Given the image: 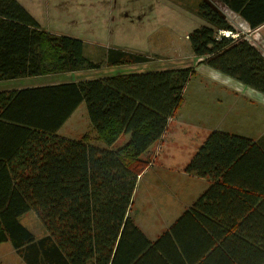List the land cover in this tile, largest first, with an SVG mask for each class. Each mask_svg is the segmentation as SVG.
Wrapping results in <instances>:
<instances>
[{
    "label": "trees",
    "instance_id": "16d2710c",
    "mask_svg": "<svg viewBox=\"0 0 264 264\" xmlns=\"http://www.w3.org/2000/svg\"><path fill=\"white\" fill-rule=\"evenodd\" d=\"M219 1L251 29L264 24V0ZM195 12L204 24L187 40L198 63L264 94V54L205 0ZM146 61L115 47L93 61L83 40L46 31L17 0H0V81ZM193 73L175 67L0 91V243L25 264H140L156 252L159 241H148L127 214L147 166L142 154L182 106ZM81 103L92 135H59ZM184 171L210 184L165 234L178 235L188 220L205 236L204 261L264 264L260 140L212 130ZM29 211L44 227L40 238L18 220Z\"/></svg>",
    "mask_w": 264,
    "mask_h": 264
},
{
    "label": "rangeland",
    "instance_id": "374dc122",
    "mask_svg": "<svg viewBox=\"0 0 264 264\" xmlns=\"http://www.w3.org/2000/svg\"><path fill=\"white\" fill-rule=\"evenodd\" d=\"M26 1L36 14L41 13L42 16L46 11L51 14L52 17L45 20L50 30L83 40L84 55L93 61H100L107 48L115 47L148 57L146 62L125 65H138L139 69L191 67L194 69V73L186 85L189 86L195 81L193 79L197 75L195 56L190 49L187 34L204 24V21L195 12L199 0ZM208 3L217 10L219 3L216 5L211 0H208ZM226 15L237 32L247 37L252 36L250 30L239 22L237 17L228 13ZM259 42L261 43V40ZM208 69L211 70L209 67ZM106 70V67H101L94 71H82L80 77H104ZM212 70L236 81L223 73ZM198 71L202 73L200 70ZM71 76L77 77L76 73ZM217 77L219 78V76ZM21 80L23 79L18 78L0 82L11 85L18 84ZM178 110L170 117L167 126L169 129L164 140L154 142L141 157L147 161L146 169L148 170L145 176L137 181V191L135 195L133 193L132 204L130 205L132 207L131 216L136 214V210L139 209L141 216L142 214L146 215L144 221L150 228L153 227L149 224L151 221L159 220L164 214L167 217L170 216L168 218L171 219L174 217V210L178 211L175 206L169 205L167 200L160 202L158 198L156 199L160 193L157 191L160 188L164 189V184L166 188L162 198L168 199L170 195L165 196L166 192L172 196L174 192L179 190L182 181H184L183 186L186 188L185 192L189 194L200 189L202 182L207 179L177 170L178 167H184L196 151L198 138L195 139L194 137H201V134L196 133L194 129H185L184 131L188 134L182 135H179L178 130H174L175 124L173 126L170 122L173 120L171 118L179 116ZM92 130L85 104L81 103L60 127L58 134L70 139H78L84 133L92 135ZM127 139L128 136L125 135L118 139L113 146L119 147ZM166 169H173V171ZM135 190L136 188L134 192ZM152 214L155 215L156 219ZM159 214L160 217H157ZM18 220L36 238L44 235V227L34 212L29 211L20 216ZM0 264L25 263L13 250L11 244L6 241L0 243Z\"/></svg>",
    "mask_w": 264,
    "mask_h": 264
},
{
    "label": "crops",
    "instance_id": "0c3cea01",
    "mask_svg": "<svg viewBox=\"0 0 264 264\" xmlns=\"http://www.w3.org/2000/svg\"><path fill=\"white\" fill-rule=\"evenodd\" d=\"M17 1L31 14V16L44 30L56 34H61L49 29L48 23L45 20L46 18L52 17L50 13L46 11L44 15L41 16V13L36 14V12H33L31 10L26 0ZM205 1L208 2V0ZM211 1H214L216 5H218L219 3L218 6L220 7L217 6V9L228 20L229 18L226 15L227 13L237 17L239 19L238 21L245 25V27H247L252 34L251 37H247L245 35L246 38H248V40L262 54H264V24H261L257 28L251 29L249 25L236 13L224 9L223 5H221L222 3L219 0ZM229 22L231 23L230 20ZM259 40H261V43L259 42ZM199 60L200 58H197L195 56L197 75L194 76L193 79L195 81L193 83H191L189 86H187L188 84L186 83L187 85H185L184 87V105L177 112L179 113V116L176 115V118H171L173 120H171L170 124H172L173 126L175 124L174 130H178L179 135L188 134L186 131H184L185 129H194L196 133H200L201 137H194L195 139L198 138V144L196 145L197 147L202 143L207 134L212 130H221L252 140H260V143L262 144V146H264V94L248 86H245L238 81H232L229 78L214 72L212 70L213 68L205 64L198 63ZM109 67H106L107 70L105 76L134 73L147 70L167 69H139L138 65H117ZM208 67L211 68V70L208 69ZM198 70H200V72L202 73H199ZM89 71L94 70H85V72ZM80 72L82 71L64 72L35 77H24L22 78L23 80H21L18 84L11 85H5L4 82H0V91L91 79L80 77ZM97 72L99 73L98 70ZM73 73H76L77 77L71 76L73 75ZM217 76H219V78ZM168 129L169 128H166L165 132L159 140H164ZM3 138V130L0 127V145ZM146 168L143 170L141 175L138 176L137 181L145 176L148 170ZM184 169L185 166L178 167L177 170L184 171ZM166 170L173 171V169ZM187 176L189 177L188 174ZM258 181H260V183L257 185V187L264 185V178H259ZM183 183L184 181L181 182L179 190L177 192H174L172 196L171 194H168L166 192L165 196L170 195L168 199L162 198L163 194L165 193V184L164 189L160 188L157 191L158 193L160 192L156 196V199L158 198V201L161 202L167 200L169 205L175 206V209H177L178 211L174 210V217H171V219L168 218L170 216L167 217L166 214H164L159 220H157L155 215L152 214V216L155 217L156 221H151L149 223L153 225V227L151 228L144 221V217L146 215L142 214L141 216V214H139V209L136 210V214L134 213V215L131 216L132 207L130 206L127 214L129 219L140 229V231L148 239V241L155 244L159 241V244H157L158 247L156 248V252H149L148 255L140 260V264H222L221 259L218 260V258H210L208 261H204L206 257L211 256H209V253L203 254L201 252L206 249L207 242L206 240H204L205 236L199 235V226L194 224V222H189L188 220L182 222L179 226L181 232L179 230L180 233L178 235L165 234L169 231L168 228L184 213L186 209H188L193 204L196 198L208 187V185L210 184V180L209 178L205 179L199 187L200 189H196L195 192H190L189 194L185 192L186 188L185 186H183ZM135 188L136 190L134 192V195L137 191V183ZM262 196L264 195H261V197ZM262 199H264V197H262ZM157 217H160V214Z\"/></svg>",
    "mask_w": 264,
    "mask_h": 264
},
{
    "label": "built area",
    "instance_id": "2783aa9c",
    "mask_svg": "<svg viewBox=\"0 0 264 264\" xmlns=\"http://www.w3.org/2000/svg\"><path fill=\"white\" fill-rule=\"evenodd\" d=\"M223 33H225L226 35H228L229 34V32H226V31H219V34H223ZM232 36H235L236 34H234V33H230Z\"/></svg>",
    "mask_w": 264,
    "mask_h": 264
},
{
    "label": "water",
    "instance_id": "95a60500",
    "mask_svg": "<svg viewBox=\"0 0 264 264\" xmlns=\"http://www.w3.org/2000/svg\"><path fill=\"white\" fill-rule=\"evenodd\" d=\"M221 5H223V4H221ZM218 10V9H217Z\"/></svg>",
    "mask_w": 264,
    "mask_h": 264
},
{
    "label": "bare ground",
    "instance_id": "6f19581e",
    "mask_svg": "<svg viewBox=\"0 0 264 264\" xmlns=\"http://www.w3.org/2000/svg\"><path fill=\"white\" fill-rule=\"evenodd\" d=\"M224 10V9H223Z\"/></svg>",
    "mask_w": 264,
    "mask_h": 264
}]
</instances>
